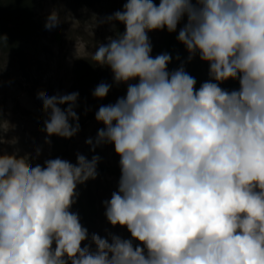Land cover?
Instances as JSON below:
<instances>
[{
    "label": "clouds",
    "instance_id": "clouds-1",
    "mask_svg": "<svg viewBox=\"0 0 264 264\" xmlns=\"http://www.w3.org/2000/svg\"><path fill=\"white\" fill-rule=\"evenodd\" d=\"M185 18L177 39L187 61L198 54L209 64L198 89L183 64L168 70L170 54L151 55L148 33L176 32ZM61 22L54 9L45 28ZM117 23L124 31L98 43L91 61L126 95L99 107L104 127L85 142L93 151L114 145L120 157L118 188L103 204L131 239L93 233V250L70 211L77 185L96 179L99 156L39 163L3 153L0 264H264V0H125L95 27ZM228 80L239 88L220 87ZM111 88L101 82L92 96ZM37 98L46 144L77 135L78 92Z\"/></svg>",
    "mask_w": 264,
    "mask_h": 264
},
{
    "label": "rangeland",
    "instance_id": "rangeland-1",
    "mask_svg": "<svg viewBox=\"0 0 264 264\" xmlns=\"http://www.w3.org/2000/svg\"><path fill=\"white\" fill-rule=\"evenodd\" d=\"M124 2L0 0V17L9 16L7 20H0V154L27 155L32 162L39 163L57 157L75 163L77 153L89 160L94 155L100 157L98 164L106 169L97 171L96 179L77 185L76 202L70 208L71 212L79 214L81 224L87 228L89 239L84 244L91 245L93 250V233L101 237L112 233L131 239L126 227L112 226L107 221L103 204L118 188L120 157L115 153L114 145L97 146L93 151L92 146L85 142L89 138L95 141L97 131L104 127L95 119L99 107L114 104L119 97L126 95V84H113L111 70L94 65L91 61V53L96 45L106 43L107 37L116 35L109 24L95 27L96 19H103L122 9ZM54 9L62 22L48 30L45 28L46 18ZM185 22L186 18L178 25L177 31ZM148 36L153 48L151 55L161 54L166 29L151 31ZM188 55L185 46L180 43L168 70L174 71L183 64L185 70L196 79L198 89L210 79L209 64L201 61L198 54L188 62ZM101 82L112 84V88L104 99H96L92 92ZM220 87L238 89L239 83L228 80ZM39 91L48 94L79 93L76 111L80 131L76 136L70 139L52 136L51 144L45 143L43 128L46 113L42 110L41 100L37 98ZM62 107L66 108L67 105ZM37 149L41 150L38 157Z\"/></svg>",
    "mask_w": 264,
    "mask_h": 264
},
{
    "label": "trees",
    "instance_id": "trees-1",
    "mask_svg": "<svg viewBox=\"0 0 264 264\" xmlns=\"http://www.w3.org/2000/svg\"><path fill=\"white\" fill-rule=\"evenodd\" d=\"M7 19H9V16H7V15L0 17V20H7ZM117 31L122 33L124 31V25L117 23V30H116V32ZM178 31L173 32V33H169L166 30V36L164 38V44H163L162 53H168V54L171 55V57L174 56V54L176 53V51L180 47V42L177 41V39H176V36L178 34ZM105 169L106 168H104L101 165L97 164V171L101 172V171H104Z\"/></svg>",
    "mask_w": 264,
    "mask_h": 264
}]
</instances>
